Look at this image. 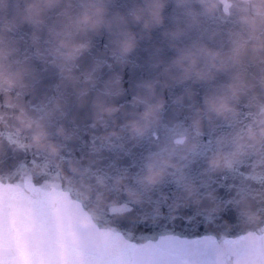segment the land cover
Masks as SVG:
<instances>
[{"label":"water","instance_id":"obj_1","mask_svg":"<svg viewBox=\"0 0 264 264\" xmlns=\"http://www.w3.org/2000/svg\"><path fill=\"white\" fill-rule=\"evenodd\" d=\"M138 3L106 0L111 26L82 32L87 0H62L44 24L18 27L25 0H0V34L14 49V83L0 82V264H89L90 249L119 257L162 241L176 264H264V156L234 150L264 105L260 68L246 66L254 87L238 112H205L200 131L193 116L231 73L179 82L165 66L194 42L226 47L237 21L225 4L171 39L189 5L168 0L159 27L132 25L126 52L119 14ZM50 28L64 29L68 47L49 45ZM161 99L148 124L146 108Z\"/></svg>","mask_w":264,"mask_h":264},{"label":"clouds","instance_id":"obj_2","mask_svg":"<svg viewBox=\"0 0 264 264\" xmlns=\"http://www.w3.org/2000/svg\"><path fill=\"white\" fill-rule=\"evenodd\" d=\"M62 0H25L24 8L17 27L21 23L42 25L46 22L49 12ZM168 0H139L136 8L130 14H119L124 30L131 34V39L123 43L126 52L136 46V34L132 25L141 24L149 31L159 27L164 20V9ZM181 5H189L181 19L167 30L166 35L178 39L185 32L195 28L201 21L202 14L211 15L223 11L228 5V16H234L238 27L231 29L229 43L226 47H212L205 43H193L184 46L174 57L170 65L165 66L164 72L171 80L184 82L212 81L222 73H231L230 79L223 85V90H214L204 97L203 106L197 109L193 116V125L203 130L204 113L208 119L213 116L228 118L238 112L236 103L254 87L253 80L245 70L249 63L259 66L264 79V0H178ZM199 4L200 7H192ZM76 28L82 32H98L101 28L110 27L106 0H87L85 8L77 15ZM62 28H50L47 42L50 46L68 47V41L60 36ZM39 39L34 35V42ZM5 36L0 34V82L14 83V73L6 63L7 57L14 50L5 46ZM85 46L77 45L76 51ZM167 85V81H165ZM163 100L146 108L145 121L151 124L159 119V111ZM237 139L234 150L239 154L249 151L259 152L264 156V105L256 123L247 129L234 134ZM219 161L214 158L210 164Z\"/></svg>","mask_w":264,"mask_h":264},{"label":"snow or ice","instance_id":"obj_3","mask_svg":"<svg viewBox=\"0 0 264 264\" xmlns=\"http://www.w3.org/2000/svg\"><path fill=\"white\" fill-rule=\"evenodd\" d=\"M179 243V242H177ZM89 264H95L97 258L103 257L102 264H176V256L169 248L168 242L162 241L151 252L130 246L119 257H113L108 253H97L90 249L87 253Z\"/></svg>","mask_w":264,"mask_h":264}]
</instances>
